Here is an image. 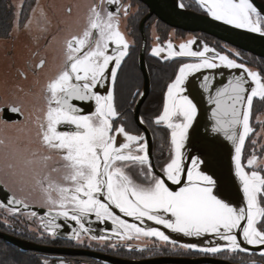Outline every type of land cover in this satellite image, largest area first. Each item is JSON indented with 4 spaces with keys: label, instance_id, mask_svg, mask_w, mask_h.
<instances>
[{
    "label": "snow or ice",
    "instance_id": "obj_1",
    "mask_svg": "<svg viewBox=\"0 0 264 264\" xmlns=\"http://www.w3.org/2000/svg\"><path fill=\"white\" fill-rule=\"evenodd\" d=\"M105 2L116 7L109 9ZM198 3L214 20L264 35V16L251 0H198ZM121 12L127 16V7L119 0L94 3L82 30L65 39L62 64L43 85L44 103L35 122L40 147L48 154L40 155L39 160L46 167L55 154L62 162L59 168L65 170L63 183L47 175L38 181L47 203L52 206L49 213L55 209V216L79 225L74 230L77 240L82 233L90 231L85 222L94 215L100 221L111 220L119 240L155 238L176 246L177 241L159 228L141 226L147 220L186 237H215L216 243L212 246L180 245L204 254L248 252L242 247L240 236L246 245L264 247V161L253 153L246 164L242 162L245 141L254 131L250 126L254 98L264 100V76L207 45L202 50H193L195 41L191 39L180 43L178 50L171 41L166 48L160 44L153 47V56L167 51L168 58L189 57L197 61L180 64L175 78L167 85L162 112L154 120L156 125L163 124L171 130L172 145L168 162L157 174L145 136L128 130L120 122L115 89L118 72L130 47L120 29ZM67 13L71 15V7ZM46 65L47 60L40 59L34 66V74L42 72ZM220 66L239 68L246 74L229 80L223 89L217 90L214 100L215 130L222 131L235 145L233 161L242 192L241 205H233L220 196L217 179L202 169L205 161L193 158L191 167H186L183 159L188 131L197 116L196 104L184 94L185 82L194 72ZM21 75L27 79L25 73ZM101 88L105 89L103 93L99 91ZM136 95L143 93L137 90ZM85 103L93 105V109L86 112ZM5 108L23 115L22 104L5 102L0 113ZM140 123H144L143 118ZM133 168L137 169L135 175ZM7 203L28 208L24 200L15 197ZM113 209L139 223H129ZM54 219L45 225L51 226L53 235L60 227ZM91 238L108 239L107 236Z\"/></svg>",
    "mask_w": 264,
    "mask_h": 264
},
{
    "label": "flooded vegetation",
    "instance_id": "obj_2",
    "mask_svg": "<svg viewBox=\"0 0 264 264\" xmlns=\"http://www.w3.org/2000/svg\"><path fill=\"white\" fill-rule=\"evenodd\" d=\"M67 1L69 4L65 9L66 0H0V72H19L14 75L11 85L0 83V107L5 102L23 105V115L13 113L7 108L0 113V140L3 141L0 143V185L16 199L24 200L28 207L42 210L10 212V208L4 204L0 196V232L42 247L90 251L134 262L177 258L214 259L231 264H264V255H261L264 249L260 252L224 251L218 254H204L182 248L178 244L175 247L172 244H164L155 238L119 240L114 231L104 229L106 222L112 223L111 220L102 221L100 226L89 223L88 227L85 223L90 231L82 233L81 239L77 240L74 238V230H78L79 225L70 219L55 216V209L49 213L52 206L47 203V196L38 181H42L47 175L51 180L63 183L62 176L65 170L59 168L62 162L55 154H52L53 159L47 162L46 167L39 160L40 155L48 154L40 147L35 122L44 103L42 89L49 77L48 74L54 75L62 64L65 39L70 34H78L82 30L87 22L89 8L92 4L100 2L93 0L91 6L83 10L81 20L77 22L72 21L73 10L71 15L67 13V8H72L71 0ZM180 1L186 9L206 14L198 0ZM119 3L127 7V16L121 12L120 29L130 44L129 55L118 72L115 89L116 104L121 113L120 122L124 123L128 130L146 138L135 117L136 107L143 97L136 95V92L139 90L144 93L145 89L146 80L142 69L144 54L151 89L142 105L141 118L154 139L150 159L158 174L160 167L168 162L171 155V130L163 124L156 125L154 120L162 112L167 85L175 78L180 64L197 61L189 57L168 58L167 51L160 56H153L152 48L157 44L166 48L167 42L171 41L178 50L180 43H186L191 39L195 41L192 45L193 50H202L204 45L215 48L217 52L228 55L237 63L244 64L262 76L264 69L260 64L264 65V59L202 33H187L173 29L156 16L146 21L151 9L141 0H119ZM105 7L114 9L116 5H108L105 2ZM40 59H46L47 65L42 72L34 74V66ZM216 62L219 63L218 60ZM21 73H25L27 79ZM108 86L111 87V84ZM21 88L23 92L20 91ZM99 91L103 93L105 89L101 88ZM83 107L86 112L93 109L91 104L85 103ZM250 126L254 131L247 137L244 146L242 162L245 164L253 153L264 161V100L254 98ZM33 153L38 155L34 156ZM53 168H59V171L53 172ZM28 170L32 171V174L26 179ZM131 171L135 175L137 169L133 168ZM26 180L29 183L27 186ZM53 196L55 197V193ZM113 211L132 223L130 219L133 218L125 217L118 209ZM33 212L36 213L35 216L32 215ZM53 217H55L53 222L60 226L55 229V235L51 226L45 227L48 220ZM92 236H107L108 239H92ZM33 254L43 264H104L87 257Z\"/></svg>",
    "mask_w": 264,
    "mask_h": 264
},
{
    "label": "water",
    "instance_id": "obj_3",
    "mask_svg": "<svg viewBox=\"0 0 264 264\" xmlns=\"http://www.w3.org/2000/svg\"><path fill=\"white\" fill-rule=\"evenodd\" d=\"M141 1L146 3L151 9L146 21L153 16H156L161 22L173 29L187 33H202L222 41L238 50L264 59V35H261L260 33L250 32L246 29L237 28L234 25L214 20L207 13L199 14L186 9V7H180L182 4L180 0ZM251 2L257 10L261 12V15L264 16V4L259 0H251ZM142 59V69L146 81L143 97L135 110V117L138 127L146 134V139L149 144V153L152 157L154 148L152 133L144 123H140L141 108L151 89L150 75L146 66L144 54ZM239 75L246 74L239 68L201 69L200 71L189 75L185 82L186 91L184 93L189 96L197 106V116L188 131V139L182 150L184 153L183 159L185 166L191 167V159L193 158L199 157L205 161L202 165V169L217 179V190L220 196L226 201L231 202L233 205L242 204V192L240 191L234 170L233 156L235 154V145L227 139L222 131L215 130L217 125L216 116H214V112L216 111L214 100L216 98L217 90L223 89L228 84L229 80ZM205 77L208 78L207 81H205ZM172 187L176 188L177 186L173 185ZM0 196L4 204L9 208H18L22 212L42 211L33 207L24 208L23 205H9L7 202L12 199L13 196L2 185H0ZM95 219L97 220L95 216H90L85 223L89 227V223H92V220ZM130 221L132 223H139L134 219H130ZM95 224L100 226L102 221L97 220ZM141 226L159 228L161 231L168 234L172 240L177 241L178 245L194 243L198 247H207L216 243V238L213 236L199 238L186 237L182 234L172 233L169 230L164 229L161 225H155L152 221L145 220L144 225ZM104 227L105 230L110 231H114L115 228L110 222H106ZM238 238L241 240L242 247L247 248L248 251L260 252V250L264 249V247L254 248L250 245L244 244L242 236ZM0 239L23 252H33L53 256L87 257L104 264H231L229 262L214 259L177 258H163L154 261L134 262L100 255L90 251L42 247L2 232H0ZM219 243L223 244L224 242L220 241Z\"/></svg>",
    "mask_w": 264,
    "mask_h": 264
},
{
    "label": "trees",
    "instance_id": "obj_4",
    "mask_svg": "<svg viewBox=\"0 0 264 264\" xmlns=\"http://www.w3.org/2000/svg\"><path fill=\"white\" fill-rule=\"evenodd\" d=\"M264 4V0H259ZM264 69V65L260 64ZM166 75V73H164ZM161 92V90L159 91ZM0 264H43L34 254L23 252L0 240Z\"/></svg>",
    "mask_w": 264,
    "mask_h": 264
},
{
    "label": "rangeland",
    "instance_id": "obj_5",
    "mask_svg": "<svg viewBox=\"0 0 264 264\" xmlns=\"http://www.w3.org/2000/svg\"><path fill=\"white\" fill-rule=\"evenodd\" d=\"M92 2H93V0H71L70 4H71L72 10H73L72 21L79 22L81 20V15H82L83 10L87 9V6H91ZM60 3L62 4L63 1H60ZM68 4H69V2L66 0L65 9L68 6ZM16 73L19 74V72H0V83L2 85L6 84V86L11 85L12 79ZM50 75H52V74H48V76H50ZM0 91H1V89H0ZM31 174H32V171H30V170L26 171V179H28V177H30Z\"/></svg>",
    "mask_w": 264,
    "mask_h": 264
},
{
    "label": "bare ground",
    "instance_id": "obj_6",
    "mask_svg": "<svg viewBox=\"0 0 264 264\" xmlns=\"http://www.w3.org/2000/svg\"><path fill=\"white\" fill-rule=\"evenodd\" d=\"M29 185L28 181L26 180V186ZM97 222V220H92V224L94 225ZM16 248V247H15Z\"/></svg>",
    "mask_w": 264,
    "mask_h": 264
}]
</instances>
